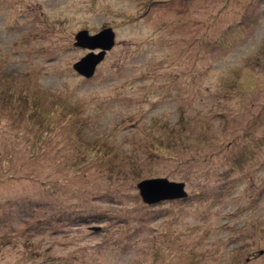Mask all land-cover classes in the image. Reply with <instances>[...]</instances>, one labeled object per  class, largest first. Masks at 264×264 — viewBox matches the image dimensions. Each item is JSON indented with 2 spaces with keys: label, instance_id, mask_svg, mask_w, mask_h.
I'll return each instance as SVG.
<instances>
[{
  "label": "rangeland",
  "instance_id": "obj_1",
  "mask_svg": "<svg viewBox=\"0 0 264 264\" xmlns=\"http://www.w3.org/2000/svg\"><path fill=\"white\" fill-rule=\"evenodd\" d=\"M0 264H264V0H0Z\"/></svg>",
  "mask_w": 264,
  "mask_h": 264
},
{
  "label": "water",
  "instance_id": "obj_2",
  "mask_svg": "<svg viewBox=\"0 0 264 264\" xmlns=\"http://www.w3.org/2000/svg\"><path fill=\"white\" fill-rule=\"evenodd\" d=\"M89 39L91 44L87 42ZM75 41L76 46L86 47L85 45H87L88 48L101 50L97 59L89 61V68H86V62L91 60L92 57L90 56L83 59L78 68L75 67L77 74L88 78L93 74L102 57L113 48L114 34L111 30L104 29L97 36L90 38L88 37V33L84 31L75 36ZM136 187L142 202L147 205H154L163 201L180 200L186 197V193L184 192L185 185L183 183H170L166 179L141 181Z\"/></svg>",
  "mask_w": 264,
  "mask_h": 264
},
{
  "label": "trees",
  "instance_id": "obj_3",
  "mask_svg": "<svg viewBox=\"0 0 264 264\" xmlns=\"http://www.w3.org/2000/svg\"><path fill=\"white\" fill-rule=\"evenodd\" d=\"M158 204V203H157ZM154 205H156V204H154Z\"/></svg>",
  "mask_w": 264,
  "mask_h": 264
},
{
  "label": "clouds",
  "instance_id": "obj_4",
  "mask_svg": "<svg viewBox=\"0 0 264 264\" xmlns=\"http://www.w3.org/2000/svg\"><path fill=\"white\" fill-rule=\"evenodd\" d=\"M105 29H107V28H105Z\"/></svg>",
  "mask_w": 264,
  "mask_h": 264
}]
</instances>
